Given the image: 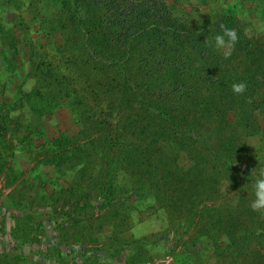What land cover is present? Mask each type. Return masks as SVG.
Listing matches in <instances>:
<instances>
[{"label":"trees","instance_id":"1","mask_svg":"<svg viewBox=\"0 0 264 264\" xmlns=\"http://www.w3.org/2000/svg\"><path fill=\"white\" fill-rule=\"evenodd\" d=\"M70 1L42 26L62 42L68 72L43 56L41 86L26 97L50 94L87 142L64 134L43 149L91 150L108 195L126 174L199 244L264 264V57L235 15L188 21L169 0Z\"/></svg>","mask_w":264,"mask_h":264},{"label":"rangeland","instance_id":"2","mask_svg":"<svg viewBox=\"0 0 264 264\" xmlns=\"http://www.w3.org/2000/svg\"><path fill=\"white\" fill-rule=\"evenodd\" d=\"M62 1L0 0V264H245L250 255H216L213 243L199 244L181 220L172 226L167 210L141 197L128 175L120 174L108 195L107 175L93 167L91 150L43 149L64 134L77 146L87 142L66 110L55 112L50 94L26 97L41 86L43 56L68 72L62 42L42 28L66 16ZM169 1L188 21L234 14L264 57V0H185L182 7Z\"/></svg>","mask_w":264,"mask_h":264}]
</instances>
